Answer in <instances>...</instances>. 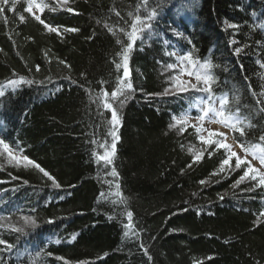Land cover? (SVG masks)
Wrapping results in <instances>:
<instances>
[{
	"label": "trees",
	"instance_id": "trees-1",
	"mask_svg": "<svg viewBox=\"0 0 264 264\" xmlns=\"http://www.w3.org/2000/svg\"><path fill=\"white\" fill-rule=\"evenodd\" d=\"M46 3L56 6L52 0ZM137 3L138 0H69L68 6L75 9L73 13L63 9L51 12L46 8L41 16L46 23L80 29L78 33L67 34L63 40L48 33L28 13H23L26 0H19L15 14H0V84L17 78L13 73L36 81L21 86L14 94L9 90L0 98L3 135L9 141L18 138L26 146L25 154L63 185V191L58 193L46 187L36 171L10 166L0 170V180L7 181L0 184L3 195L0 214L7 215L15 208L29 214L35 207L41 225L30 236L19 240L16 234L0 229V238L16 244L19 249L12 254H0L4 255L6 264H32L37 249L53 254L44 256V264H64L57 256L64 257L70 264L82 261L194 264L197 260H202L203 264H264V224L253 227L258 212L264 210V192H241L246 187L243 184L231 189L239 171L200 191L202 186L198 181L209 176L217 158L205 156L203 162L188 169L189 148L198 147L199 142L189 135L191 128L182 135L168 128L170 114L188 109L196 97L189 99L182 94L161 102L159 98L147 96L162 91L166 77L173 74L168 71L162 75V70L163 63L173 62L165 52L175 47L181 53L193 51L201 60L211 58L215 64L227 67V72L217 70L222 85L223 81H228L224 90L235 86L240 89L241 102L254 105L243 77L249 76L257 91L258 84L264 82V69L256 63H264V50L254 43L264 42V28L260 27L264 25V0H161L160 37L142 46L138 42L132 53L130 68L136 92L122 109L123 126L119 129L121 140L115 161L127 207L134 213L137 228L143 229L141 240L148 247L151 261L134 236L123 238L119 219L107 218L121 209H113L106 203L97 204L99 192L107 185L101 183L105 178L104 170L92 162L90 155L93 149L102 150L89 140L95 130V139L103 142L106 128L95 127V105L88 108L85 91L64 77L70 76L79 84L90 86L93 92L99 91L100 80H106L109 83L104 87L112 90L118 73L111 60L119 46L102 24L116 23L118 18L110 13L111 8L127 19L126 13ZM20 13L25 15V22L19 21ZM170 22L192 40L194 49L183 37L164 30ZM229 23L240 27L238 30L227 28ZM89 36L93 39H86ZM233 39L238 44H231ZM244 44L251 47L240 57L234 56L233 49ZM45 51L49 53L47 59ZM57 58L70 64L71 69L59 65ZM37 64L41 66L38 73L35 72ZM241 64L243 71L239 68ZM81 73L86 74V80ZM192 114H196L195 109ZM259 119L257 116L256 120ZM260 123L264 125V120ZM9 172L21 180H11ZM23 180L29 184L16 192H3L21 185ZM58 194L65 198L59 199ZM218 194L225 199L220 201ZM184 207L189 211L180 212ZM174 212L177 214L173 215ZM49 218H56L55 223L44 222ZM12 219L15 222L17 216ZM73 233L78 234L74 241L70 239ZM57 239L58 244L46 243ZM104 253L108 255L104 257Z\"/></svg>",
	"mask_w": 264,
	"mask_h": 264
},
{
	"label": "snow or ice",
	"instance_id": "snow-or-ice-1",
	"mask_svg": "<svg viewBox=\"0 0 264 264\" xmlns=\"http://www.w3.org/2000/svg\"><path fill=\"white\" fill-rule=\"evenodd\" d=\"M17 3H19V0H0V14H5L6 12L15 14ZM54 3L56 6L50 7L46 0H26V7L23 9V13H28L32 19L43 25L48 33L55 34L61 40L69 33H78L80 29L77 27L53 26L41 18L46 8L51 12H57L60 9L68 13L75 11L73 7L68 6L69 0H54ZM109 11L118 18L114 24L107 22L102 24L103 29L113 36L119 46V50L111 60L118 73L114 87L109 91L108 88L104 87L109 81L100 80L98 82L100 85L99 91L93 92L90 86L85 87L84 84H79L70 76L64 77V79L69 80L72 84H77L85 91L88 96L87 107L91 108L92 105H95L97 120L95 127L103 126L106 128L103 142L95 139L97 135L95 130L89 140L91 145H99L102 150L98 152L93 149L90 155L92 162L96 163L98 168L104 170L105 178L101 180V183L102 185H107L105 190L99 192L97 204L106 203L111 205L113 209H121L120 212L113 211L107 218L109 220L119 219L123 238L131 239L134 236L139 241V248L143 250V254L147 256L148 261H151L152 257L149 255L148 247L141 240L143 229L137 228L134 222V213L127 207V199L121 190L119 172L116 169L115 161L117 145L121 140L119 129L123 126L122 109L136 92L132 82V69L130 68L132 53L136 50L138 42L142 46L160 37L158 28L160 27L159 18L162 12V4L161 0H138L134 9L126 13L127 19L115 8H111ZM23 13L18 14L20 22H25L26 20ZM76 14L79 15V13ZM4 19L7 20L6 15ZM173 23L170 22L164 30L166 32L170 31L176 37H183L194 49L195 45L192 44V40L184 37L178 27H173ZM97 24H100L99 20ZM239 27L240 25L235 23L227 24V28L234 30H238ZM260 27L264 28V25ZM86 39L91 40L93 37L89 36ZM254 43L264 50V42L256 41ZM231 44L236 45L238 41L233 39ZM249 47L251 45L248 44L236 46L233 49V55L240 57L244 50ZM141 50L143 49L141 48ZM48 55V51H45V59H47ZM165 55L172 58L173 62L163 63L162 75L169 70L173 74L166 77V86L163 87L162 91L148 93L147 96L159 98L161 102H166L167 98L178 97L182 94L189 99L196 97V103H190L188 109L182 110L178 114H170L168 128L169 130H175L178 135H182L191 128L192 132L189 135L199 142L198 147L192 145L189 148L191 162L187 165L188 169H192L193 165H199L203 162L205 156L208 159H212L213 156L217 158L216 166L209 173V176L198 181L199 185L202 186L200 191H204L205 188L210 187L213 183L219 184L223 180L231 178L234 173L239 171V176L230 185L231 189L240 188L243 184L246 187L242 188L241 192L253 193L257 192V190L264 192V125L260 123V120H264V82L258 84L259 90L257 91L253 89L250 77H243V80L247 82L244 87L254 100V105H249L241 102L240 89L233 86L228 91L224 90V87L228 85V81H223L222 85L217 75V70L227 72V67L215 64L211 58L201 60V58L194 56L193 51L181 53L175 47L165 52ZM57 60L59 65L71 69V65L66 61L59 58ZM158 63L161 62L158 61ZM256 63L260 69H264V63L260 61ZM239 68L243 71L244 65H239ZM29 71H32V69L30 68ZM40 71L41 66L39 64L35 65V72L38 73ZM13 76L17 78L9 79L5 84H0V98H4L9 90L14 94L21 86L36 83V81L27 79L24 76H17L16 73H13ZM81 76L85 80L87 79L86 74L81 73ZM47 79L51 81V77ZM40 83L43 84L44 81H40ZM140 91H143V89L141 88ZM192 109L196 110L195 115L192 114ZM106 113L109 115H105ZM257 116L260 117L259 120H256ZM213 124L218 125L219 128L212 130L205 126ZM4 130L3 121L0 120V161H2L0 162V170H4L6 166L14 169L33 170L41 174L42 182L50 190L58 193L63 191V185L54 175L25 154L26 146L18 138L12 141L5 138L3 135ZM229 138H231V142H228ZM183 147L184 145H181V148ZM8 175L11 180H21V177L12 175L10 172ZM107 177H111V179H107ZM2 183H7V181L0 180V184ZM28 184L27 180H23L21 185H17L10 190L4 189L3 192H16L20 187ZM69 187H75V185H70ZM195 195L197 193H193V196ZM58 198L63 200L65 197L58 194ZM248 198L255 199L252 196ZM218 199L223 201L225 197L218 194ZM2 201L3 195L0 193V202ZM93 211H96V209H93ZM179 211L187 212L189 209L184 207ZM22 213V209L15 208L7 215L0 214V229L16 234L17 240L21 237L30 236L41 226L35 215V207L29 210V214ZM176 214L175 212L173 213V215ZM197 214H199V210ZM13 216H17L15 222H13ZM60 219H63V217ZM55 220L56 218H49L44 222L54 224ZM261 224H264V210L258 212L256 219L253 221V227H259ZM172 231L175 230L173 229ZM77 235V233H73L70 239L72 241L76 240ZM152 239H155V237H152ZM53 242L58 244L60 240H49L46 243ZM0 245L4 246L0 247V254H12L14 250L19 252L16 244L9 243L3 238H0ZM45 255L50 257L53 254L51 252L45 254L42 250L37 249L32 258V264H44L43 258ZM107 255L108 253H104V257ZM56 259L63 261L64 264H70L62 256H57ZM97 259H103V257H98ZM207 259H211V257ZM0 264H6L4 255H0ZM79 264H95V262L82 261ZM194 264H203V261L197 260L194 261Z\"/></svg>",
	"mask_w": 264,
	"mask_h": 264
},
{
	"label": "rangeland",
	"instance_id": "rangeland-1",
	"mask_svg": "<svg viewBox=\"0 0 264 264\" xmlns=\"http://www.w3.org/2000/svg\"><path fill=\"white\" fill-rule=\"evenodd\" d=\"M52 1L54 3V0H52ZM169 71H170V73H172L171 70H169ZM185 79H187V77H185ZM205 126L206 127H209L212 130H217L219 128V126L218 125H215V124H213V125H205ZM220 130H223V129H220ZM228 142H231V138H229V141Z\"/></svg>",
	"mask_w": 264,
	"mask_h": 264
}]
</instances>
